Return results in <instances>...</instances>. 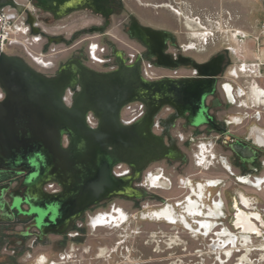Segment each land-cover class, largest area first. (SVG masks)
Masks as SVG:
<instances>
[{
    "label": "water",
    "instance_id": "1",
    "mask_svg": "<svg viewBox=\"0 0 264 264\" xmlns=\"http://www.w3.org/2000/svg\"><path fill=\"white\" fill-rule=\"evenodd\" d=\"M34 1L55 19L84 7L106 16L110 5L109 0ZM130 33L145 44L142 34L169 37L140 26L134 18ZM142 57L125 64L118 54L117 68L109 71L92 69L72 58L55 75L46 76L20 56L0 52V85L5 92L0 101V165L29 170L26 184L33 193L25 202L38 228L63 232L93 204L114 196H144L134 182L146 165L163 158L183 160L173 139L166 146L152 131L153 119L162 106H172L184 118L183 112L189 111L194 118L191 124L208 122L204 100L212 92L220 57L204 64L189 62L199 77L158 80L142 77ZM75 85L80 89L67 106L62 94ZM133 102L144 104L145 113L125 125L120 120L121 110ZM88 112L97 118L95 127L86 124ZM231 149L243 160L250 158L249 148L232 145ZM118 163L129 165L132 173L116 177L112 168ZM46 179L58 182L62 192L42 193L40 185Z\"/></svg>",
    "mask_w": 264,
    "mask_h": 264
},
{
    "label": "rangeland",
    "instance_id": "2",
    "mask_svg": "<svg viewBox=\"0 0 264 264\" xmlns=\"http://www.w3.org/2000/svg\"><path fill=\"white\" fill-rule=\"evenodd\" d=\"M15 1L19 6L25 4L29 7L31 10L29 14L36 19V25L39 28L45 29L53 36L62 38L61 41L47 42L46 37L31 32L29 28L27 33L20 36L21 41L27 47L19 44L5 51L7 54L20 56L32 67L43 73H53L55 69L49 66L43 67L40 63L37 65L26 53V48L35 57H37L34 55L35 53L45 54V61L48 59L49 62H54L57 65L64 63L69 58L79 57L82 63L87 64L92 69L109 71L114 67L111 57L113 47L123 51L125 57L129 53L135 54L136 51L141 50L139 45L129 39L126 34L129 18L132 16L144 25L170 31L176 38L180 53L188 54L195 60L206 59L217 52L226 53L229 61L223 70L222 80L241 88V92L244 93L238 99L243 102L245 107L232 109L245 113L259 111V114L264 116V104L259 105L250 99L248 91L244 87L243 76L238 75L235 78L230 74L232 70L238 72L242 63L253 62L255 56L258 55L254 48L253 37L258 35L261 24L264 22V0H118L121 10L110 18V24L104 34L76 32L81 28L87 29L89 25L100 22L97 16L86 10L70 12L52 22L50 26H46L42 21L46 14L32 8L27 0ZM1 10L12 15L19 25L30 26L26 21L28 13L24 11L19 13L8 7L1 8ZM194 17L200 18V24L193 21ZM35 38L39 41H33ZM92 44L96 46L94 55L101 59L110 57L109 62L107 60L106 63L92 62L89 57V46ZM187 47L190 48L186 50ZM38 59L43 60L41 57ZM125 64L127 63L125 62ZM116 68L114 67V69ZM151 68H149L150 71L157 77L169 73L164 69L154 71V67ZM174 72L180 74L189 72V70L171 71L172 74ZM131 106L133 107V105ZM127 113L128 107L122 108V118ZM261 123L264 124V121L261 120ZM235 127L237 126L231 128ZM178 132L176 127L171 131V134L175 137ZM183 134L187 136L189 130L184 131ZM198 141L195 138L193 143H189L186 148L183 147L186 155L183 161L159 159L149 163L142 171L139 179L134 182V185L143 192L157 195L158 198L170 199L187 191L186 187L179 185L180 180L222 179L225 184L224 189L220 185L210 188L212 194L215 193L213 198L218 191L224 190L225 200L228 202L232 195L243 192L247 194L250 200H253L255 210L262 215L264 220V189L257 190L239 185L222 169L213 167L211 165L213 160L207 157L209 156L207 152L217 153L218 148L211 150L210 146L205 145L207 150L202 153L206 155L204 157L207 158L208 162L205 165L196 163L193 155L203 148L196 147ZM178 143L181 142L178 141ZM117 165H122V169L128 167L125 163H118L113 166L112 173L114 170L118 171L115 168ZM115 173L113 174L115 175ZM147 174L159 175L160 180L163 181V187L140 186ZM169 187L171 188L169 189ZM248 198L241 195V200L244 203H250ZM155 202L157 200L148 197V195L138 198L111 197L105 204L88 210L83 218L76 221L78 224L82 222V219L87 222L84 225L85 235L83 238L85 240L78 241L68 237L48 235L41 242L36 243L34 249H28L27 245L33 237H27L24 239L23 245L18 248L13 264H41L40 259L42 257H44L43 264H46V260H51L54 264H264V250H260L264 243V226H260L261 235H252L253 237L249 242V252L245 250L244 240L242 241V236L239 234L236 242L237 247L231 253L228 255L224 253L215 254L213 246L218 245L216 233L212 235V239L209 241L208 237L199 234L194 236L178 224L170 226L165 222L142 220L139 217V211L143 205H151ZM113 208L116 210L122 208L121 210L127 214V220L124 223L118 227L98 226L93 228L90 226L91 218L100 213L109 212ZM226 214L229 217L232 212L228 210ZM224 225L225 227L222 229L228 228L233 233L239 232L233 230L228 221ZM21 229V226H18L17 230L20 231ZM158 229L161 231L155 233ZM78 247L81 248L80 253L77 250ZM59 252L65 256L63 259L58 258ZM220 256L223 257L222 261L218 259ZM9 261L7 254L0 253V264H6Z\"/></svg>",
    "mask_w": 264,
    "mask_h": 264
},
{
    "label": "flooded vegetation",
    "instance_id": "3",
    "mask_svg": "<svg viewBox=\"0 0 264 264\" xmlns=\"http://www.w3.org/2000/svg\"><path fill=\"white\" fill-rule=\"evenodd\" d=\"M27 1H29V4L32 8H36L41 13L46 14V16L42 18V21L46 26H50L52 22L61 18L60 17L55 19L51 13L44 12L39 9L35 6L34 0ZM109 3V12L106 16L96 13L89 8L84 7L78 9L86 10L89 13H92L94 16H97L100 19V22L98 24L95 23L94 25H89L87 29L81 28L76 32L104 34L105 30L110 24V18L116 15L121 10V5L119 4L118 0H109ZM4 7L13 9L19 13H21L22 11L28 13L26 21L28 22L27 24L30 25L31 32H34L38 35H42V37H46L47 42H55L62 40L61 37L53 36L48 33V31H46L45 29L39 28L36 25V19L31 14H29L31 10L27 5L23 4L19 6L15 0H0V9ZM132 18L133 17L130 16L129 22L127 24L126 34L129 39L133 40L137 45H139L141 50L136 51L135 54L129 53V55L125 57L123 51L117 50L113 47L111 49V57L113 58L112 62L114 63L113 66L115 68L117 67L118 54H120L121 58L127 64H133L138 57L144 56L141 58L140 61V74L143 66L149 67L150 69H152L151 67H154V71H158V69H164L166 71H169V73L162 74L161 76H156L155 78L147 80H158L162 78L199 77L198 71H196L189 64V62L204 64L214 58H221L220 69L218 70V74L215 77L212 92L208 94L204 100V104L207 109L206 117L208 118V122L199 125L191 124L190 121H192L194 118L189 111L183 112L184 116L187 117L184 118L178 116V112L172 106L164 105L159 109L153 119V133L158 136H161L166 146L170 145V140L173 139L185 158L186 155L183 151V147L186 148L189 143H193L195 141V138L197 139V141L200 140L198 141V144H196V147H203L200 149V151L197 152L196 155L198 156L197 160L200 165H204L206 164V162H208L207 158H205L204 154L202 153L207 150V148L204 147L205 145L210 146L211 150L220 148L223 152H227V156L222 155L218 152H211V159L213 160L211 162V165H213V167L215 166L219 167V169H222L224 173L229 174V176L233 178L235 183L239 185L254 187L258 190L264 189V172H262L264 170V124L261 123V120L264 121V116H261L259 114V111L245 113L239 112L236 109H232L238 107H245V105L242 101L239 100L243 95L240 89L234 86L232 83L222 80L221 76L223 70L227 62L229 61L228 55L224 52H217L207 57L206 59L195 60L188 54L180 53L176 38L170 31L149 25H144L134 18L136 22L142 27L154 31H162L166 34H169V37L165 35L164 38H159L155 35L142 34L144 41L147 43L145 44L142 41L131 36L130 26ZM109 35L113 38H116L112 34ZM188 48L190 47H187L186 50ZM192 48L194 49V46ZM73 58L80 59L79 57ZM180 58H184V61H180ZM69 59L65 60V62ZM103 60H105L104 63H106L107 61L109 62L110 57H105L103 58ZM164 63H169L170 65ZM62 64L59 63L57 65L54 62L49 63L48 66H51L52 69H55L53 73H43L37 70L36 68L32 67L30 64L29 65L43 75L53 76L56 74L57 70ZM114 67L110 70H113ZM178 69H188L189 72H183L180 74H177L176 72H174V74H172L173 72L171 73V71H177ZM74 89L75 92L77 91L76 89H80L79 85H75ZM0 90L3 92V96L2 98H0V101H2L5 97V92L1 85ZM142 105L143 113L141 117L145 113V106L144 104ZM232 126L237 127L231 128ZM176 127L178 128L179 132L178 134H175V137H173L171 131ZM188 130L189 134H187V136H184L183 132ZM178 141H180L181 143L179 144ZM232 145H241L245 148H249V151L251 152L250 158L248 160L241 159L238 155H236L235 152L232 151ZM207 157H210V154ZM185 158L183 160H185ZM163 159L170 161V159L167 158ZM127 166V168L129 169L127 175H130L132 173V169L129 165ZM146 166L144 167V169L146 168ZM28 172L29 170L24 168L7 169L0 165V253L7 254V257L10 259V261L6 264L14 263V258L17 256V250L23 245L24 239L27 237H33L31 242L27 245L28 249H34V246H36L35 244L41 242L43 238L48 235L61 236L64 238L68 237L72 240L78 241L85 240L83 238L85 235L84 225H86L87 222H84L82 219V222L78 224L76 223V221L80 218H83V215H85L88 210H91L94 207H98L101 204H105L106 201H108V199H106L98 204H93L89 206L78 217H76V219L73 220L69 228L63 232H53L50 230V227L43 228L42 230L38 228L35 216L33 213L30 212V207L25 202L26 198L29 197V194L33 193V191L31 192L30 186L26 184V175L28 174ZM152 176L154 175L147 174L144 178V182L141 183L140 186L146 187L147 185H149L153 188L163 187V181L160 180L159 175H157L159 180L155 184H151L150 178ZM180 181L182 184H186L187 191L177 194L176 198H158L157 195L144 192L145 195L156 199L157 202L151 205H143L142 209L139 211V217L142 220L152 222H165L170 226H175L177 224L181 225L185 230L191 232L192 235H194L192 232L193 230H198L197 234L203 235L202 233L204 232V230L201 227V222L202 220H209L213 223V226L207 232V234L203 236L208 237L210 241L212 239V235H215L216 232H219L223 227H225L224 223L226 221H228L232 229L235 230L233 223L235 221V216L238 211L242 210L248 214L250 213V211H256V207L253 205V200H250L247 194L243 192L237 194L235 193L234 195H232V197L228 199V202L225 200L224 190H222L223 192L218 191L215 198H213V195H215V193L213 192L212 194L210 188H213V186L216 187L220 185L222 189H224L225 184L223 183L222 179L207 180L199 178L198 180L187 179L186 181ZM258 181L260 182L259 188L255 186ZM40 187V191L44 194H56L62 192V186L54 180L46 179L42 182ZM170 188L171 187H169V189ZM243 194H245V196L250 201V203L248 202V205H246V203L241 200V195ZM216 204H219V206H216ZM187 206L194 207V210H198L199 213H194V215L189 214L186 211ZM247 206H249V208ZM228 210L232 212V215L229 217L226 214ZM116 211L117 210L113 208L109 212H114L113 214H115ZM166 211H169L173 216L176 217L174 222H168L169 220L165 217L164 214ZM109 212L100 213L93 218H96L97 216H100L102 214H108ZM153 212L160 213V215L158 217L155 215L153 216ZM212 212H214L213 216L211 215ZM182 217L191 228H188L184 225V221L181 220ZM93 218L90 219L91 227H93ZM126 220L127 214L125 220L122 223H124ZM252 220L256 222L254 218H252ZM120 224L118 226H120ZM257 224L259 226V229L260 226H264L263 223L261 224L257 222ZM18 226H21L22 228L20 231L17 230ZM105 226L118 227L112 223H106L105 225H103V227ZM160 231L161 230L158 229V231L155 233H159ZM12 243H14V245H12ZM77 250L80 253L81 248L78 247ZM57 256L59 259H63L65 257L63 254H60V252L57 254ZM42 259H40L41 264L44 263V257H42ZM32 261H34L33 258ZM46 264H54V262L51 260H46Z\"/></svg>",
    "mask_w": 264,
    "mask_h": 264
},
{
    "label": "built area",
    "instance_id": "4",
    "mask_svg": "<svg viewBox=\"0 0 264 264\" xmlns=\"http://www.w3.org/2000/svg\"><path fill=\"white\" fill-rule=\"evenodd\" d=\"M193 21L197 24H200V18L199 17H194ZM30 26H24V25H19L16 23L12 15L6 13L5 11L0 9V52H5L6 50L21 44L24 47L25 43L21 41L20 36L27 33L29 30ZM204 28V26H203ZM235 36H237L235 34ZM38 38V37H37ZM33 41H39L36 38ZM254 41V48L255 51L258 53V55L255 56V59L251 63H242L240 68H238V72L232 70L231 71V76L237 78L238 75L243 76L244 82H245V89L249 92L250 89H252L253 86L259 85L264 91V85H262L259 81L260 78L264 77L263 75V67H264V22L261 24L260 31L258 35L253 37ZM89 53H90V59L92 62H101L104 63L105 60L96 57L93 52L96 51V46L95 44L89 46ZM94 47V48H93ZM27 50V51H26ZM26 53L28 56L31 57V59L36 62L37 65H40L37 63V59L41 57L45 61L44 57H46L45 54L43 53H35L34 55H37V57L33 56V53H31L27 48L25 49ZM48 63H51L48 61V59L45 61ZM44 67L45 65L42 64ZM51 67V66H49ZM46 67V68H49ZM141 75L145 79H152L155 78L156 76L154 73L150 71L149 68L142 67ZM240 77V76H239ZM78 88V87H77ZM75 93V89L73 87H67L63 94H62V101L65 105L69 106L72 103V98ZM244 94V93H243ZM3 92L0 90V98H2ZM264 98V96H263ZM133 105V107L131 106ZM125 107H128V113L125 117L122 118L120 115V120L123 124H131L135 122L137 119H139L143 113V105L142 103L139 102H134L127 104ZM86 124L90 127H95L97 124L96 117L91 113L88 112L85 117ZM201 146H199L200 149ZM200 151V150H199ZM210 154V158L212 156L211 152H207ZM197 155V154H196ZM195 155L196 163H198V156ZM206 156V155H204ZM199 164V163H198ZM122 165H117L115 168L118 170H114L116 176H124L127 175L129 172L128 168H123L121 167ZM113 172V173H114Z\"/></svg>",
    "mask_w": 264,
    "mask_h": 264
},
{
    "label": "bare ground",
    "instance_id": "5",
    "mask_svg": "<svg viewBox=\"0 0 264 264\" xmlns=\"http://www.w3.org/2000/svg\"><path fill=\"white\" fill-rule=\"evenodd\" d=\"M37 61L41 65L43 64L45 66H48V64H49L48 62H42L41 59H37ZM260 89L261 88L259 85L253 86L252 89H250V90H253L251 95H254L255 97H257L258 94L259 95L261 94ZM262 100H263V98H262ZM257 103H258V101H257ZM150 180H151V184H155L159 179H158L157 175H154L150 178ZM259 183L260 182L258 181V183L255 185L257 188H259ZM248 204L249 203H246V205H248ZM216 206H219V204H216ZM247 207L249 208V206H247ZM194 209H195L194 207L187 206L186 211L189 214H193V215H194V213L198 214L199 211L194 210ZM113 213L109 212L108 214H102L100 216H97L96 218H93L92 219V226L93 227L94 226H103L106 223H112V224L118 226L126 218V214L121 209H118L115 214H113ZM164 214H165V217L169 220L168 222H174L175 221L176 217L173 216L169 211H166ZM152 215L153 216L155 215L158 217L160 215V213L153 212ZM211 215L213 216L214 212H212ZM252 218H254L256 222H254L252 220ZM181 220L184 221V218L182 217ZM257 222L261 223V224L264 223V220L262 219V215L258 211H250L249 214L242 211V210L238 211V213L235 216V221H234L233 225H234L235 230H238V231L240 230V231L238 233H233V231L229 230L228 228H224V229L220 230L219 232H216V236L218 238V245L213 246V250L215 251V254L224 253V254L228 255L229 253H231L232 250L237 247L236 242L238 240L239 234L242 236V241L244 240L245 250L247 252H249L250 251L249 242H250V239L253 237L252 234L253 233L259 234V235L262 234V230L260 231V229L258 228L259 226H258ZM184 225L188 228H191L185 221H184ZM212 226H213V223L211 221L202 220L201 227L204 230V232L202 234L206 235ZM192 232L194 235H196L198 233V230H193ZM260 250H264V243L262 244V248ZM222 258L223 257L220 256V258H218V259H220L222 261ZM245 258L248 259L246 256H245Z\"/></svg>",
    "mask_w": 264,
    "mask_h": 264
},
{
    "label": "crops",
    "instance_id": "6",
    "mask_svg": "<svg viewBox=\"0 0 264 264\" xmlns=\"http://www.w3.org/2000/svg\"><path fill=\"white\" fill-rule=\"evenodd\" d=\"M257 27V26H256ZM243 31V30H242ZM244 32V31H243ZM264 68V67H263ZM260 83L262 84V85H264V77H262L261 78V80H260ZM261 88V87H260ZM240 89V91H242L241 90V88H239ZM261 90V94L259 95L258 94V96L257 97H255L254 95H251V93L253 92V90H249V92H248V95H249V97H250V99H252L253 101H258V103L257 104H259V105H261V104H264V98H263V96H264V91H262V89H260ZM242 94H243V92H242ZM262 98H263V100H262ZM261 101H260V100ZM218 153H221L222 155H226L227 156V152H223L220 148H218ZM197 154V152L193 155V157H194V161L196 162V159H195V155ZM179 185H182L183 187H186V184H182L181 183V181H180V184ZM244 186V185H243ZM245 187H250V186H245ZM251 188V187H250ZM252 188H254V187H252ZM258 190V189H257ZM243 195H245V194H243Z\"/></svg>",
    "mask_w": 264,
    "mask_h": 264
}]
</instances>
